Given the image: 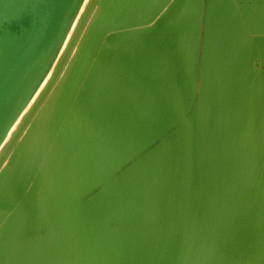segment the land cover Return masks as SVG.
I'll list each match as a JSON object with an SVG mask.
<instances>
[{
	"label": "rangeland",
	"instance_id": "rangeland-1",
	"mask_svg": "<svg viewBox=\"0 0 264 264\" xmlns=\"http://www.w3.org/2000/svg\"><path fill=\"white\" fill-rule=\"evenodd\" d=\"M185 1L96 5L91 42L65 70L71 90L0 171V264H264V140L221 129L216 82L203 80L248 33L231 0ZM40 181L60 206L38 202L36 218L25 204ZM53 189L71 200L56 190L52 205Z\"/></svg>",
	"mask_w": 264,
	"mask_h": 264
},
{
	"label": "bare ground",
	"instance_id": "bare-ground-1",
	"mask_svg": "<svg viewBox=\"0 0 264 264\" xmlns=\"http://www.w3.org/2000/svg\"><path fill=\"white\" fill-rule=\"evenodd\" d=\"M54 0H0V64L2 63V62H8L9 60H10V62L12 61V59L11 58H13V57H15L14 56V54L15 55H18V54H22V53H25V54H27V53H32V50H34V48L36 47V46H38L40 43H41V39L42 38H44V36H45V34L46 33H48L49 32V30L51 29V27H52V24H53V11H54V6H55V3L53 2ZM94 0H84L83 1V4H82V6H81V8L79 9V11H78V14H77V16H76V18H75V20H74V23H73V25H72V27H71V29L69 30V32H68V34H67V37H66V39H65V41H64V43H63V45L61 46V48H60V50H59V53H58V55H57V57H56V59H55V61L53 62V64H52V67H51V69L49 70V72L47 73V75H46V77L43 79V81L41 82V84H40V86L38 87V89L36 90V92H35V94L33 95V97L29 100V101H27V103H26V105L23 107V109L19 112V114L17 115V117H16V119H15V121L11 124V126H10V128H9V130H8V132H7V134H6V136H5V138H4V140L2 141V143H1V146H0V156L2 155V153L6 150V148H7V146L10 144V142H12L13 141V139L14 138H16L15 140H14V145L12 146V148H11V150H10V152L7 154V156H6V158L4 159V161L2 162V164L0 165V171H1V169L4 167V166H6L8 163H10V162H12V160L14 159V157H15V155L17 154L16 153V151L19 149V148H21V146H22V143H23V138H30L29 136H31V135H29L28 134V132H29V129L30 128H32V126L34 125V123L36 122V120H37V118H38V116H43V115H46V114H50L51 113V110H54L55 109V107H51V106H49L50 104H49V100H50V98H52V97H54V96H56L57 94L58 95H63L62 93H63V90H60L61 88H63V87H66L67 86V88L69 89V88H71L70 86V82L69 81H67V75H66V68H67V66H68V64H69V62H70V60H71V58H73V54H75L76 53V51L78 50V48L79 47H82L81 46V44H80V42H81V40L82 39H84L86 42H88V41H90V37L94 34V32H93V30H90V32H89V36H85V34L89 31H87L86 32V28H87V25H88V23H89V21H90V19H91V15H92V13H93V11H94V9H95V7H96V5L98 4V3H100L101 2V0H96L95 1V4H94V7H93V9H92V11H91V13H90V15H89V17L87 18V20L85 21V24L83 25V27H82V29H81V32H80V34H79V37H78V39H77V41H76V43H75V45L73 46V48H72V50L70 51V53H69V55H68V57H67V60L65 61V63H64V65H63V67L61 68V72H60V74L58 75V77H56L55 75H56V73L58 72V69L60 68V65L62 64V60H63V58H64V56H65V54H66V52H67V50H68V48H69V46H70V43H71V41H72V39H73V37H74V35H75V33H76V31H77V29L79 28V26H80V24L82 23V21H83V19H84V16H85V14H86V12H87V10L89 9V7H90V5H91V3L93 2ZM134 1H136V0H134ZM140 1V0H139ZM174 1V0H173ZM180 0H178V2H179ZM187 1V0H186ZM185 1V2H186ZM191 1V0H190ZM131 2V1H130ZM185 2H181L182 4L183 3H185ZM132 3V2H131ZM139 3V2H138ZM175 3V2H174ZM40 4H42L43 6H44V8L43 7H41L40 6ZM177 3H175V5H176ZM184 5V4H183ZM182 5V6H183ZM192 5V4H191ZM115 6V5H114ZM172 6H174V4L172 5ZM171 6V7H172ZM108 7H109V5H108ZM176 7V6H175ZM174 7V8H175ZM177 7H178V5H177ZM179 8H182V7H180L179 6ZM189 8V7H188ZM37 9L38 10H40V12L39 11H37ZM175 9H177V8H175ZM184 9V8H183ZM145 10V9H144ZM172 10H173V8H172ZM185 10V9H184ZM187 11L186 12H188L189 11V9H186ZM196 10V9H195ZM169 11H171V9L170 10H168V15L170 16V18H169V16H166V18L168 17L169 19H173V17L174 18H176L175 16H173V15H175V13H171L170 12V14H169ZM179 12L181 11V10H178ZM173 12V11H172ZM175 12V11H174ZM185 12V11H184ZM185 12V13H186ZM194 13V12H193ZM180 14V13H179ZM183 14V13H182ZM187 14V13H186ZM185 14V15H186ZM167 15V14H166ZM178 15V14H177ZM176 15V16H177ZM189 15V14H188ZM191 16V15H190ZM104 19V18H103ZM169 19H167V20H169ZM181 19H183V18H181ZM180 20V19H179ZM174 20H172V22H173ZM166 23H167V21H165ZM170 23H171V21H169ZM99 24V23H98ZM132 57V56H131ZM154 57V56H153ZM142 58V57H141ZM140 58V59H141ZM150 59H152V56H151V58ZM149 59V60H150ZM154 59V58H153ZM155 59H157V58H155ZM181 60V59H180ZM179 60V61H180ZM141 61V60H140ZM146 62V61H145ZM145 62H140V63H145ZM153 62L155 63V61L153 60ZM157 62V61H156ZM139 63V62H138ZM151 63H152V61H151ZM153 63V64H154ZM150 64V63H149ZM146 65V64H145ZM151 65V64H150ZM1 66V65H0ZM137 66V65H136ZM139 66V65H138ZM143 66V65H142ZM160 66V65H159ZM151 67V66H150ZM141 68V67H140ZM162 69V68H161ZM2 86H3V81L1 80V78H0V96H1V93H2ZM29 86V85H28ZM27 86V87H28ZM27 87L25 88V90L27 89ZM64 89V88H63ZM69 90H71V89H69ZM67 91V90H66ZM59 92H61V93H59ZM168 93V92H167ZM65 94V93H64ZM71 94V93H70ZM157 94V93H156ZM65 96H67V98L66 97H64V99L65 100H67L68 99V94H66ZM73 103V102H72ZM157 103V102H156ZM71 105V104H70ZM0 106H1V102H0ZM155 108H159V107H155ZM149 109H151V108H149ZM153 109H154V107H153ZM162 109V108H161ZM34 110V114L31 116V117H29L30 116V114L32 113V111ZM85 111V110H84ZM81 112H83V111H81ZM86 112V111H85ZM88 112V111H87ZM87 112H86V114H87ZM149 111H147V113H148ZM150 112H152V111H150ZM155 112H156V110H155ZM161 112V111H160ZM169 112V111H168ZM10 113H11V111H10V108L9 109H7L2 115H0V129L4 126V123L6 122V120H7V118L9 117V115H10ZM89 113H90V111H89ZM153 113V112H152ZM81 114V113H80ZM85 114V113H84ZM98 114V113H97ZM156 114V113H155ZM90 115V114H89ZM89 115H87V116H89ZM150 115V114H149ZM40 116V117H41ZM82 116H83V113H82ZM82 116H81V118H82ZM96 116V115H95ZM94 116V117H95ZM144 116V115H143ZM161 116V115H160ZM47 117H48V115H47ZM84 117H85V115H84ZM83 117V119H86V122H87V124H88V120L89 119H87L86 117L84 118ZM91 117H93V116H91ZM99 117V116H98ZM146 117V116H145ZM29 118V119H28ZM90 118V117H89ZM155 118V117H154ZM154 118L152 119V120H154ZM142 119H144V118H142ZM141 119V120H142ZM149 119H150V117H149ZM28 120V121H27ZM96 120V119H95ZM138 120V119H137ZM148 120V119H147ZM82 121V120H81ZM89 121H91V120H89ZM98 121V120H97ZM145 121H146V119H145ZM151 121V120H150ZM150 121H149V123H150ZM100 122V121H99ZM136 122V121H135ZM153 122V121H152ZM38 123V122H37ZM94 123V122H93ZM142 123V122H141ZM145 123V122H144ZM82 124V123H81ZM84 124H85V122H84ZM86 124V126H88ZM99 124V123H98ZM105 124V123H104ZM111 124H112V122H111ZM152 124V123H151ZM159 124V123H158ZM36 125V124H35ZM92 125V122H91V124H90V126ZM107 125V124H106ZM110 125V124H109ZM108 125V126H109ZM136 125V124H135ZM145 125V124H144ZM81 126V125H80ZM89 126V127H90ZM95 126V125H94ZM100 126V125H99ZM148 126V128H149V125H147ZM147 126H145V127H147ZM151 126V125H150ZM153 126V125H152ZM84 127V126H83ZM92 127V126H91ZM134 127V126H133ZM137 127V126H136ZM60 128V127H59ZM135 128V127H134ZM84 129V128H83ZM82 129V130H83ZM92 129H93V127H92ZM100 129V128H99ZM98 129V130H99ZM102 129V128H101ZM101 129H100V131H101ZM110 128H108V130H109ZM115 129V128H114ZM152 129V128H151ZM90 130V129H89ZM94 130V129H93ZM92 130V131H93ZM96 130V129H95ZM103 130V129H102ZM121 130V129H120ZM119 130V131H120ZM136 130V129H135ZM141 130V129H140ZM143 130V129H142ZM148 130V129H147ZM150 130V129H149ZM47 131V130H46ZM91 131V132H92ZM99 131V132H100ZM151 131H153V130H151ZM151 131H150V133H151ZM45 132V131H44ZM62 132V131H61ZM83 132V131H82ZM87 132H89V131H87ZM97 132V131H96ZM96 132H93V134L95 135V133ZM107 132V131H106ZM123 132V131H122ZM149 132V131H148ZM147 132V133H148ZM45 133H47V132H45ZM44 133V134H45ZM51 133H52V131H51ZM64 133V132H63ZM105 133V131L103 132V133H101L102 135ZM113 133V132H112ZM132 133V132H131ZM140 133H142V131L140 132ZM144 133V132H143ZM44 134H43V136H44ZM61 134V133H60ZM89 134V133H88ZM34 135V134H33ZM84 135H85V132H84ZM83 135V136H84ZM102 135H99L98 134V132H97V139L99 140H102L103 139V141L105 140V138H108V137H110V136H108V137H102ZM108 135V134H107ZM106 135V136H107ZM114 135V134H113ZM116 135V134H115ZM119 135V134H118ZM143 135V134H142ZM151 135V134H150ZM100 136V137H99ZM112 136V135H111ZM136 136H138V135H136ZM34 137V136H33ZM146 137H147V135H146ZM35 138V137H34ZM61 138V137H60ZM63 138H64V136H63ZM85 138V137H84ZM87 138H88V135H87ZM92 138V137H91ZM95 138V137H94ZM110 138H112V137H110ZM109 138V140H111ZM115 138V137H114ZM136 138V137H135ZM145 138V137H144ZM89 139V138H88ZM113 139V138H112ZM148 139V138H147ZM151 139V138H150ZM85 140V139H84ZM90 140V139H89ZM88 140V141H89ZM99 140V141H100ZM140 140V139H139ZM144 140V139H143ZM42 141V140H41ZM91 141V140H90ZM93 141V140H92ZM136 141V140H135ZM147 141V140H146ZM145 141V142H146ZM149 141V140H148ZM94 142H95V140H94ZM106 143H109V142H107V141H105ZM133 142V141H132ZM173 142V141H172ZM179 142V141H178ZM24 143H25V141H24ZM23 143V144H24ZM60 143H62L61 141H60ZM98 143V142H97ZM101 143V142H100ZM99 143V144H100ZM140 143V142H139ZM175 143V142H174ZM25 144H27V143H25ZM59 144V143H58ZM57 144V145H58ZM89 144V143H88ZM95 144V143H94ZM115 144V143H114ZM56 145V147L57 148H59L60 149V146H61V144H60V146L58 145L57 146ZM62 145H63V143H62ZM101 145V144H100ZM102 145H104V144H102ZM112 145V144H111ZM116 145V144H115ZM137 145V144H136ZM136 145H135V147H136ZM171 145V144H170ZM173 145V144H172ZM175 145H176V143H175ZM35 146H36V144H35ZM67 146H68V144H67ZM24 147V146H23ZM34 147V146H33ZM65 147V146H64ZM99 147V146H98ZM97 147V148H98ZM103 147V146H102ZM118 147H120V146H118ZM169 147V146H168ZM171 147V146H170ZM174 147V146H173ZM172 147V148H173ZM179 147V146H178ZM63 148V147H62ZM61 148V149H62ZM104 148V147H103ZM132 148V147H131ZM23 149V148H22ZM33 149V148H32ZM39 149V148H38ZM59 149H57V150H59ZM136 149V148H135ZM171 149V148H170ZM169 149V150H170ZM181 149V148H180ZM20 151H21V149H19ZM178 150V149H177ZM24 150H22V152H23ZM62 151V150H61ZM172 151V150H171ZM183 151V150H182ZM39 152H40V150H39ZM62 152H65L64 150L62 151ZM61 152V153H62ZM177 152V151H176ZM60 153V152H59ZM79 153V152H78ZM95 153V152H94ZM168 153V152H167ZM20 154V153H19ZM34 154V153H33ZM80 154V153H79ZM174 154V153H173ZM176 154V153H175ZM177 155V154H176ZM18 156H20V155H18ZM168 156H169V154H168ZM182 156V155H181ZM171 157V156H170ZM174 157V156H173ZM192 157V156H191ZM177 158V157H176ZM184 159V158H183ZM188 159V158H187ZM178 160V159H177ZM180 161V160H179ZM178 161V162H179ZM180 163V162H179ZM15 164V163H14ZM174 165H176L175 163H173ZM183 166V165H182ZM6 168V167H5ZM13 169V168H12ZM44 171V170H43ZM63 173V172H62ZM203 173V172H202ZM201 173V174H202ZM45 174H47V173H45ZM44 173L41 175V176H47V175H45ZM64 174H62V177L64 178L65 176H63ZM40 176V177H41ZM58 176V175H57ZM49 177V176H48ZM48 177H46V178H48ZM43 178L44 177H42V179L41 180H43ZM66 178V177H65ZM163 178V177H162ZM57 179H59V178H57ZM7 180V179H6ZM44 180H45V178H44ZM42 181L43 183L46 181ZM48 180V179H47ZM167 180V179H166ZM58 181V180H57ZM62 181V180H61ZM10 182V181H9ZM41 181L39 182L40 184H37V185H35L34 186V189H36L37 187V189L34 191V190H31V191H34V192H32V193H30L29 194V196H28V198H30L31 200H29V202H27L26 201V207L28 208L27 210H30V213H32V214H30L29 212V215H34L35 217H36V215H35V213H37V211L39 210V209H45L46 208V206H47V203H48V201H47V198H48V192H47V198H46V201H44V200H42V198H45V197H43V194H44V190H42L43 189V184H42V186H40L41 185V183H42ZM55 182V181H54ZM66 183L67 182H62L61 184L63 185V184H65L66 185ZM68 183H72V181L71 182H69L68 181ZM49 184V183H48ZM47 184V185H48ZM61 184H59V185H61ZM57 185H58V183H57ZM64 185V186H65ZM72 185V184H71ZM71 185H68V187L69 186H71ZM42 187V188H40V187ZM46 186V185H45ZM63 186V187H64ZM47 187V186H46ZM58 187V186H57ZM60 187V186H59ZM8 188V187H7ZM54 188H56V185H55V187ZM74 187L72 186V189H73ZM159 188V187H158ZM46 189V191H47V188H45ZM58 189V188H57ZM56 189V190H57ZM59 189H61V188H59ZM69 189V188H68ZM71 189V190H72ZM85 189V188H84ZM54 191H55V193H53V195L49 198V202H51L52 201V203H49V204H52V205H56L57 204V202H58V200H60V198L62 197V195L63 196H65L64 194H66V195H68L69 193H68V191H67V187H66V193H64V194H62L61 195V193H63L62 191L60 192V191H58L57 190V192H59L58 194L60 195V197H59V199H58V197H57V192H56V190L55 189H53ZM61 190H64L65 191V188H62ZM45 191V192H46ZM70 191V190H69ZM73 191V190H72ZM84 191V190H83ZM75 192V191H74ZM68 193V194H67ZM51 194H52V192H51ZM71 194V193H70ZM31 195H35L33 198H31L30 196ZM71 196V195H70ZM70 196H69V198H68V196H66L68 199H70ZM64 198V199H63ZM32 199L34 200V199H36V200H34V201H32ZM38 199H41L40 201L38 200ZM58 199V200H57ZM62 199L65 201V197H62ZM62 199L59 201V202H63V204H64V201H62ZM68 199H66L67 201H68ZM28 200V199H27ZM51 200V201H50ZM71 200V199H70ZM69 200V201H70ZM35 201H36V203H35ZM42 201H44V203H45V208H41L40 207V205H38L39 203L38 202H42ZM67 201H65V202H67ZM68 201V202H69ZM33 203V204H32ZM43 203V204H44ZM63 204H62V206H63ZM54 205V206H55ZM24 206V205H23ZM44 206V205H43ZM57 206V205H56ZM58 206H60L59 204H58ZM57 206V207H58ZM30 207V208H29ZM40 207V208H39ZM51 208V206H47V208L48 209H50ZM57 207H54V209H53V207L51 208V212H55V208H57ZM25 208V207H24ZM39 208V209H38ZM46 208V209H47ZM26 210V209H25ZM58 210V209H57ZM39 212V211H38ZM42 211L40 210V213H41ZM53 212V213H54ZM40 213H39V215H40ZM38 214V213H37ZM15 211H13L11 214H10V217L11 218H14L15 217ZM33 216V217H34ZM38 217V216H37ZM36 217V218H37ZM72 217V216H71ZM39 218V217H38ZM75 218V217H74ZM260 220V219H259ZM9 226V222L7 221L4 225H3V228H6V227H8ZM261 229V228H260ZM257 231V230H256ZM262 231H264V229L262 230ZM261 231V232H262ZM257 233V232H256ZM259 233H260V231H259ZM258 233V234H259ZM264 233V232H263ZM262 233V234H263ZM71 234V233H70ZM262 234H260V235H262ZM162 235V234H161ZM258 236V235H257ZM263 236V235H262ZM259 237V236H258ZM142 238V237H141ZM144 238V237H143ZM253 238V237H252ZM254 238H255V236H254ZM253 238V239H254ZM258 239V238H257ZM251 240V239H250ZM253 241V240H252ZM260 242V241H259ZM253 243V242H252ZM254 244V243H253ZM262 245V244H261ZM260 246V245H259ZM263 247H264V245H263ZM260 248V247H259ZM139 254V253H138ZM140 256H141V254H140ZM138 257V256H137ZM136 258V257H135ZM140 258V257H139ZM135 260H137V258L135 259ZM102 261V260H101ZM140 261V260H139ZM142 262V261H141ZM139 263V262H138ZM143 263H144V261H143ZM146 264V263H145Z\"/></svg>",
	"mask_w": 264,
	"mask_h": 264
},
{
	"label": "crops",
	"instance_id": "crops-1",
	"mask_svg": "<svg viewBox=\"0 0 264 264\" xmlns=\"http://www.w3.org/2000/svg\"><path fill=\"white\" fill-rule=\"evenodd\" d=\"M231 3L248 36L230 41L228 48L233 50L230 56L219 62L216 59L215 65H206L203 80L216 82L214 87L211 84L209 96H215L213 112L217 124L226 126L221 129L232 127L228 131H236L241 126L237 132L245 133L248 140L250 130L258 132L264 140V0H231ZM221 113L228 115L224 119ZM236 122L241 124L238 128Z\"/></svg>",
	"mask_w": 264,
	"mask_h": 264
},
{
	"label": "water",
	"instance_id": "water-1",
	"mask_svg": "<svg viewBox=\"0 0 264 264\" xmlns=\"http://www.w3.org/2000/svg\"><path fill=\"white\" fill-rule=\"evenodd\" d=\"M83 1L84 0H54L53 2L55 3V6L53 11V24L49 32L46 33L44 38L41 39V43L36 46L34 50H32V53H22L18 55L14 54L15 57L11 58V62L9 60L8 62H2L0 64V78L3 81L1 90L2 93L0 96V115H2L9 108L11 111L9 117L4 123V126L0 129V146L11 124L15 121L17 115L26 105L27 101L33 97L41 82L51 69L53 62L55 61L59 50L74 23L78 11L83 4ZM95 1L96 0L91 3L82 23L77 29L62 60V64L55 75L56 77H58L60 74L61 68L67 60V57L73 46L75 45L82 27L94 7ZM40 6L44 8L42 4H40ZM37 11L40 12L38 9ZM91 26L92 24L89 22L88 29H91ZM90 42L91 40L86 42L84 39H82L80 44L83 46L90 44ZM74 61L75 59L73 60L72 64ZM70 70L71 67L67 69L68 72H70ZM78 71L79 70H77V73ZM82 80L83 79L80 77V81ZM26 87L27 89L25 90ZM33 114L34 110L29 117H31ZM38 122V125H43L45 123L43 120H38ZM15 139L16 138L10 142L6 150L2 153L0 157V165L10 152L12 146L14 145Z\"/></svg>",
	"mask_w": 264,
	"mask_h": 264
}]
</instances>
